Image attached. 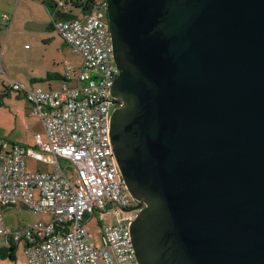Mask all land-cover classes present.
Returning <instances> with one entry per match:
<instances>
[{"label":"water","instance_id":"water-1","mask_svg":"<svg viewBox=\"0 0 264 264\" xmlns=\"http://www.w3.org/2000/svg\"><path fill=\"white\" fill-rule=\"evenodd\" d=\"M106 14L139 264H264V0H107Z\"/></svg>","mask_w":264,"mask_h":264},{"label":"built area","instance_id":"built-area-1","mask_svg":"<svg viewBox=\"0 0 264 264\" xmlns=\"http://www.w3.org/2000/svg\"><path fill=\"white\" fill-rule=\"evenodd\" d=\"M17 4L21 1L14 0ZM55 7L53 29L79 66L68 65L58 89H13L31 104V115L43 125L34 136L35 149L0 143V205L22 206L49 214L46 223L11 230L0 212V249L12 243L25 248L28 264H139L131 235L136 206L117 165L110 136L114 110L111 89L120 74L107 21V0H94L93 9L74 16V0H42ZM77 8V7H76ZM64 15L68 17L64 18ZM54 165L51 172L28 173L26 159ZM60 159L70 163L66 174ZM92 217L104 223L102 246L91 242L84 225Z\"/></svg>","mask_w":264,"mask_h":264},{"label":"rangeland","instance_id":"rangeland-1","mask_svg":"<svg viewBox=\"0 0 264 264\" xmlns=\"http://www.w3.org/2000/svg\"><path fill=\"white\" fill-rule=\"evenodd\" d=\"M8 2L9 0H0V143H20L35 149L34 135L40 128L38 118L27 115L30 112L28 101L18 98L17 92H14L13 97H2L5 89L12 82V88L15 83H25L29 88H48L47 82L31 85L30 79L45 78L48 73L62 74L68 65L79 66L82 58L73 53L71 47L53 29V19L46 7L37 2H26L27 4L22 3L15 8V3L10 5ZM68 9L74 16H79L81 12L71 4H68ZM6 13L10 18L8 21L2 19ZM51 85L59 88L61 81L54 80ZM1 99L4 100L3 104ZM59 163L62 170L68 174L71 170L70 163L63 159H60ZM25 164L26 171L30 174L51 172L54 168L52 164L30 157L26 159ZM0 212L4 217L5 226L11 230L32 227L51 219L49 214L34 213L19 205H0ZM132 213L136 215V212ZM104 223H110V218H105ZM104 223L99 222L97 217H92L84 225L91 235V242L97 248L103 243ZM0 264H28L23 243L17 247L16 261Z\"/></svg>","mask_w":264,"mask_h":264},{"label":"trees","instance_id":"trees-1","mask_svg":"<svg viewBox=\"0 0 264 264\" xmlns=\"http://www.w3.org/2000/svg\"><path fill=\"white\" fill-rule=\"evenodd\" d=\"M93 3L94 0H74V5L77 8L82 9L85 13H90L93 9ZM45 4V3H44ZM47 6V8L50 10L51 14L54 15L55 14V7L52 4H45ZM64 18L68 17V15H64ZM62 80V77L60 76V74H49L47 76V80L45 81H54V80ZM4 96V95H2ZM1 104H2V99H1ZM20 243H12L10 244L8 247H2L0 249V260H11V261H15L16 260V250L17 247ZM24 245V249L27 246H30V244H23Z\"/></svg>","mask_w":264,"mask_h":264},{"label":"crops","instance_id":"crops-1","mask_svg":"<svg viewBox=\"0 0 264 264\" xmlns=\"http://www.w3.org/2000/svg\"><path fill=\"white\" fill-rule=\"evenodd\" d=\"M28 2H30V3H40L41 5H42V7H46L47 8V6L42 2V0H29V1H21V2H19L18 4L14 1V0H9V2H8V4H13V3H15V8H18V6H20L22 3H24V4H27ZM48 9V8H47ZM17 11V10H16ZM48 11L50 12V10L48 9ZM50 15H51V18L53 19V15L51 14V12H50ZM2 19H4V20H9L10 18H9V16L7 15V13L6 14H3V16H2ZM49 74H51V73H48L47 75H46V77L45 78H43V77H41V78H36V77H33L32 79H30V83H31V85H34V84H37V83H43V82H47V84H48V88L46 87V88H43V87H41L40 86V88H43V89H45V90H49V89H53V90H55V89H58V88H54L52 85H51V82H53V81H45V80H47V76L49 75ZM57 74H60V73H57ZM63 74V73H62ZM62 74H60V76L62 77ZM59 81H61V79L59 80ZM4 84H5V81L3 82ZM13 83V82H12ZM12 83H10V84H8V86H7V89H5V91H4V93H3V95L4 96H2V97H13V95H15L14 94V92H16L15 90H13V88H12ZM20 84H23V85H25V86H28L27 84H25V83H20ZM29 87V86H28ZM17 94H18V98H24L25 99V97L23 96V94H20L19 92H17ZM26 100V99H25ZM27 101V100H26ZM4 103V100H2V104ZM28 104H29V106H30V112H29V114L27 113V115H29V116H32L31 115V112H32V106H31V104L28 102ZM26 111V110H25ZM24 115H26V113H24ZM33 117H35V116H33ZM39 122H38V124L40 125V128H38V130H37V133L36 134H41L42 132H43V125H42V123H41V121L39 120V119H37ZM40 131V132H39ZM35 134V135H36ZM34 135V136H35ZM20 144V143H19ZM23 146H25V145H23ZM10 229V228H9ZM6 261H11V260H0V262H6ZM16 261V260H15ZM12 262V261H11Z\"/></svg>","mask_w":264,"mask_h":264}]
</instances>
